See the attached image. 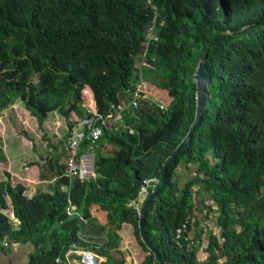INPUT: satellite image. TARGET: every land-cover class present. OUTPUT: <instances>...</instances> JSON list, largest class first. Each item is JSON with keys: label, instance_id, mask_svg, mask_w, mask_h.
<instances>
[{"label": "trees", "instance_id": "1", "mask_svg": "<svg viewBox=\"0 0 264 264\" xmlns=\"http://www.w3.org/2000/svg\"><path fill=\"white\" fill-rule=\"evenodd\" d=\"M155 16L162 25L152 32L149 67L139 70ZM204 56L211 82L202 120L167 168L166 186L145 215V233L163 264H198L194 250L173 235L204 191L221 230L207 264L220 257L227 264H264V0H0V112L20 100L40 129L52 111L64 119L89 115L86 88L103 116L129 104L140 78L148 95L136 111L123 112L118 129H103L96 144L111 150L96 153L94 178L69 182L61 175L52 194L30 199L21 184L0 182V243L30 244L27 264H54L71 245L83 247L80 222L65 215L69 198L85 219L93 207L118 231L131 226L144 254L140 264H158L128 205L143 179L160 186L162 165L187 136ZM182 160L197 168L179 190L173 172ZM9 209L20 223L17 232ZM100 257L102 264H124Z\"/></svg>", "mask_w": 264, "mask_h": 264}, {"label": "crops", "instance_id": "2", "mask_svg": "<svg viewBox=\"0 0 264 264\" xmlns=\"http://www.w3.org/2000/svg\"><path fill=\"white\" fill-rule=\"evenodd\" d=\"M85 94L86 100L83 106L86 108V113L96 111L91 90L86 88ZM11 116L19 119L23 124H14ZM83 117L79 118L72 113L68 119H64L57 111H52L46 115L41 123V128L37 129L35 119L25 111L24 104L20 100L0 112V182L9 179L13 186L21 184L24 187L23 196L27 199L40 193L52 194L55 180L63 174V161L65 158L63 146L66 141L67 129L72 121H79ZM9 123H12V127ZM24 124H27L33 130V135L28 134L25 137L20 136L14 139L16 138L14 137L16 135L13 128L14 125L15 128L16 126L21 128ZM21 130L26 133L24 127ZM19 146H22L23 149H20ZM88 146L84 144L81 151L86 152L89 150ZM110 150L109 146L95 144L93 147L94 159L97 152L107 155ZM209 156L212 160L213 155ZM196 168L197 165H186L185 161H180L173 172V182L176 188L179 190L184 189L186 183L196 176ZM7 175L9 178H7ZM140 186L137 198L128 205V207L135 210L139 218L143 206L140 213H138L135 204L140 203ZM65 189L66 187L61 186L62 191ZM207 198L208 195L204 191L199 197L195 198L191 218L175 229L178 230L183 225H186L187 236L195 242L193 250L198 264H207L209 256L207 251L213 249L211 245L212 238L218 239L219 243L221 242L219 239L221 230L217 226L218 215L215 213L211 214V211L209 212L211 205L206 202ZM68 201L70 202L69 198ZM70 205L74 215L71 218L66 215V212L65 215L69 219H75L80 222L81 228L80 232L77 233V239L83 244V247L73 244L68 251L72 250V247H76L81 251L92 254V256H98L99 264L104 261L100 257L103 254L115 256L116 259L123 261L124 264H140V258L144 254L136 242L134 230L131 226L122 225L118 231L117 228L107 225L105 216L96 212L95 208H91L92 218L85 219L83 214L77 212L76 207L71 202ZM6 214L10 219L12 231H19L20 223L14 219L11 210L9 209ZM109 233L113 234L111 238ZM2 242L0 243V264H27L28 257L34 254V249L30 244L11 243L6 240L7 247L3 248ZM68 251L64 256H77L75 254L68 255ZM216 264H227V262L226 259L220 257Z\"/></svg>", "mask_w": 264, "mask_h": 264}, {"label": "built area", "instance_id": "3", "mask_svg": "<svg viewBox=\"0 0 264 264\" xmlns=\"http://www.w3.org/2000/svg\"><path fill=\"white\" fill-rule=\"evenodd\" d=\"M158 26L162 25L160 19L155 16L151 23V27L147 31L146 39L142 43V55L139 58V64H137L139 70L142 68H148L147 65V53L149 45L153 39L152 32ZM144 82L141 78L137 81L132 91V96L128 105H120L117 107L115 113L112 115L103 116L96 111L90 112L89 115L83 117L79 121H72L67 129L66 141L63 146V152L65 155L63 161V177L68 180L80 179L81 181L88 180L94 177L93 164V147L96 141L101 137L103 129L109 125L116 129L122 123V114L124 111H136L142 103V99H147ZM160 110H163V106L158 103ZM130 134L132 130L128 131ZM84 144L89 145V150L82 152ZM156 179L146 178L143 179L140 186V203L135 204V208L140 213L145 199L156 190ZM68 217L74 215L72 206L68 201V207L65 210ZM173 238L178 244H186L189 249L195 248V242L187 236L186 225H183L180 229L174 231ZM3 248L7 247V242H2ZM75 254L77 256H63V258L57 257L54 259V264H99V257L92 256L88 252L81 251L76 247H72V250L68 251V255Z\"/></svg>", "mask_w": 264, "mask_h": 264}, {"label": "water", "instance_id": "4", "mask_svg": "<svg viewBox=\"0 0 264 264\" xmlns=\"http://www.w3.org/2000/svg\"><path fill=\"white\" fill-rule=\"evenodd\" d=\"M206 56L202 59V61L197 66V73L194 76V82L196 85L197 90V107H196V115L193 124L191 125L187 136L184 140L180 143L178 147L170 154V156L166 159L162 168L160 170V186L155 191H153L146 199L143 209L140 213L139 218V235L141 238L142 243L145 247L153 254L158 264H163L161 259L159 258L158 252L154 249L153 245L150 243L144 228V218L145 215L151 206V203L154 199L164 190L166 183H165V172L168 167L174 163L176 156H178L181 151L187 146L191 139V134L195 130V128L200 124L202 120V115L206 106V101L208 98V87L210 85V75L205 68Z\"/></svg>", "mask_w": 264, "mask_h": 264}, {"label": "rangeland", "instance_id": "5", "mask_svg": "<svg viewBox=\"0 0 264 264\" xmlns=\"http://www.w3.org/2000/svg\"><path fill=\"white\" fill-rule=\"evenodd\" d=\"M11 118H12V121L14 122V124H16V123L23 124V122L19 121V119L15 118L14 116H11ZM9 125L12 127V123H9ZM19 127L16 126V128H15V125L13 127L14 128V132L16 133V135H14V137H16V138H14V139H17L20 136L25 137V135H28V134L29 135H33V130L27 124H24V126L21 127V128L24 127V129H25V131H26L27 134L24 131H22L21 128H19ZM14 139H13V141H14ZM19 148L20 149H23L22 146H19Z\"/></svg>", "mask_w": 264, "mask_h": 264}]
</instances>
